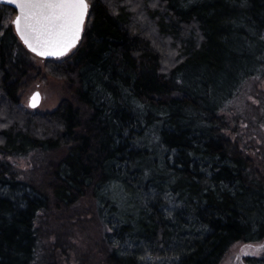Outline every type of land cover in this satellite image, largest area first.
Instances as JSON below:
<instances>
[{
    "label": "trees",
    "instance_id": "obj_1",
    "mask_svg": "<svg viewBox=\"0 0 264 264\" xmlns=\"http://www.w3.org/2000/svg\"><path fill=\"white\" fill-rule=\"evenodd\" d=\"M86 1L42 66L0 4V264H220L260 243L264 0ZM42 72L70 97L27 110Z\"/></svg>",
    "mask_w": 264,
    "mask_h": 264
},
{
    "label": "snow or ice",
    "instance_id": "obj_2",
    "mask_svg": "<svg viewBox=\"0 0 264 264\" xmlns=\"http://www.w3.org/2000/svg\"><path fill=\"white\" fill-rule=\"evenodd\" d=\"M7 2L17 7L23 6L24 30L22 31L20 27L21 15H17L13 23L21 40L33 51L35 48L31 39L41 44L56 43L65 35V29L69 28L72 22L83 23L87 11L86 0H7ZM36 95L38 94H34L33 99Z\"/></svg>",
    "mask_w": 264,
    "mask_h": 264
},
{
    "label": "rangeland",
    "instance_id": "obj_3",
    "mask_svg": "<svg viewBox=\"0 0 264 264\" xmlns=\"http://www.w3.org/2000/svg\"><path fill=\"white\" fill-rule=\"evenodd\" d=\"M35 65L42 66V59L32 56ZM258 87L264 88V80L260 81ZM38 91L41 95L40 104L31 109L28 105L29 98L33 92ZM70 97V90L64 80L56 79L46 76L43 72L40 76L33 73L27 75L20 84L19 89V103L22 107L30 111L49 112L57 107L62 99ZM250 101V98H248ZM264 239L260 243L252 244H234L220 264H245V256H260L264 253ZM247 253V254H245ZM71 255L67 256L70 257ZM62 264H75L72 258L69 261L62 262Z\"/></svg>",
    "mask_w": 264,
    "mask_h": 264
},
{
    "label": "water",
    "instance_id": "obj_4",
    "mask_svg": "<svg viewBox=\"0 0 264 264\" xmlns=\"http://www.w3.org/2000/svg\"><path fill=\"white\" fill-rule=\"evenodd\" d=\"M0 4L7 5L15 10V16L13 18V21L15 20L17 15L22 16L20 27L21 30L23 31L24 30L23 6L17 7V5L15 4L8 3L7 0H0ZM87 10H88V5H87ZM86 17H87V11L83 17V23L78 24L76 22H72L71 26L65 29V35L62 36L60 40L56 43L41 44V43H37L35 39H31L35 51L30 50L29 47L25 45V43L21 40L20 35H18L16 30V25L13 23V21L12 24L16 36L19 38L20 42L27 51L32 53L34 56L42 59H54L65 56L78 44L86 21ZM34 94H38L36 95L35 99H33ZM40 101H41V95L38 91H35L30 96L28 105L31 109H35L40 104Z\"/></svg>",
    "mask_w": 264,
    "mask_h": 264
}]
</instances>
